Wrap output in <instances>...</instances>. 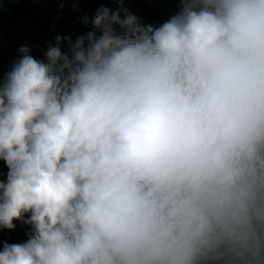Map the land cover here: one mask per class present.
I'll list each match as a JSON object with an SVG mask.
<instances>
[{
    "label": "clouds",
    "instance_id": "obj_1",
    "mask_svg": "<svg viewBox=\"0 0 264 264\" xmlns=\"http://www.w3.org/2000/svg\"><path fill=\"white\" fill-rule=\"evenodd\" d=\"M179 9L154 27L117 0L66 52L19 48L0 227L30 230L0 264H264V0Z\"/></svg>",
    "mask_w": 264,
    "mask_h": 264
},
{
    "label": "rangeland",
    "instance_id": "obj_2",
    "mask_svg": "<svg viewBox=\"0 0 264 264\" xmlns=\"http://www.w3.org/2000/svg\"><path fill=\"white\" fill-rule=\"evenodd\" d=\"M167 2L168 0H123L124 6L141 23L153 26L154 23L149 17L148 12L163 16ZM78 4L81 5L80 9L70 19L60 25L50 20V17H53L50 12L48 13L49 15L44 16H39L37 12H28L19 17L3 49L6 63L12 67L13 63L20 58L18 50L21 46H27L29 54L35 59L44 60V53L50 44H55V37L57 35L62 37L61 50L66 52L67 46L63 37L68 36L63 33L64 29L72 33L78 32L83 25L84 18L89 12H93L96 15L97 10L102 6L108 8L110 13L117 8V0H79ZM121 18L123 17L121 16ZM6 168L4 161L0 160V176Z\"/></svg>",
    "mask_w": 264,
    "mask_h": 264
},
{
    "label": "trees",
    "instance_id": "obj_3",
    "mask_svg": "<svg viewBox=\"0 0 264 264\" xmlns=\"http://www.w3.org/2000/svg\"><path fill=\"white\" fill-rule=\"evenodd\" d=\"M180 0H168L163 16L157 13H149L148 15L154 23V27L160 26L163 22L170 19L175 15L179 9ZM81 5L76 4L67 14L62 17H50L52 22H56L59 25L66 20L70 19L74 13L80 9ZM49 0H0V86L4 82L6 73L11 70V67L6 63V58L3 52L4 46L8 41L11 31L15 26V23L19 17L28 12H37L39 16L49 15ZM95 14L89 12L86 16L88 23H83L78 32L72 33L71 31L64 29L63 33L75 43L76 39L80 36L86 35L89 31H92L91 21ZM37 30V29H36ZM96 35H99V31H96ZM67 51V49H66ZM8 169L0 176V182L6 181ZM27 218V215L25 216ZM15 227L11 230L0 227V250L3 248L4 243H23L27 240L28 232L30 230L29 225H25L19 221H13Z\"/></svg>",
    "mask_w": 264,
    "mask_h": 264
},
{
    "label": "crops",
    "instance_id": "obj_4",
    "mask_svg": "<svg viewBox=\"0 0 264 264\" xmlns=\"http://www.w3.org/2000/svg\"><path fill=\"white\" fill-rule=\"evenodd\" d=\"M67 1L65 4H63ZM79 0H49L48 13H52L53 17H62L68 13Z\"/></svg>",
    "mask_w": 264,
    "mask_h": 264
}]
</instances>
